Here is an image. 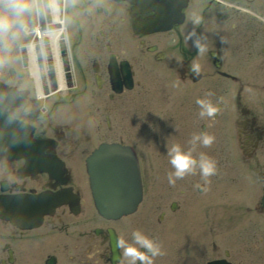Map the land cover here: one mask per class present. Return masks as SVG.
<instances>
[{"label":"flooded vegetation","instance_id":"1","mask_svg":"<svg viewBox=\"0 0 264 264\" xmlns=\"http://www.w3.org/2000/svg\"><path fill=\"white\" fill-rule=\"evenodd\" d=\"M239 5L248 8L245 11ZM132 9L133 4L128 0H72L66 6L65 13L83 31L75 47L77 52L90 54L91 51L101 52L102 48L108 47L116 58L130 63L125 45L133 40L134 49L140 55L134 60L144 66V57H154V49L163 51L169 65L183 63L185 69L180 74L181 79L190 77V85L204 82L200 85L202 89L198 91V98L213 104L215 112L222 111L218 115L214 112L211 117L201 116L197 99H177L176 105L172 106L174 137L171 145L179 144L182 151L191 149L194 157L195 150H201L190 143L194 131L197 129L199 134L211 135L214 141L204 150L214 161L215 171L205 177L197 168L182 177H173L174 183L170 184L168 174L173 168L167 150L171 146L157 149L155 164L160 172L161 184L152 210L157 225L156 234L159 235L169 230L176 220L175 211L180 200H189L194 196V190L201 193L206 186H210L212 179L215 183L222 178L230 166L228 155H235V151L249 158L257 152L263 154L264 94L256 102L251 101V94L247 95V103L240 99L230 100L227 107L218 103L219 100L211 102L208 97L211 87L238 88V91L240 87H264V0H186L181 22L173 23L169 30L136 34H132V22L145 14H132ZM197 45H202L205 50L198 51ZM151 47L153 49L149 52ZM194 63L200 66L198 73L192 70ZM196 76L198 78L195 80ZM192 91H178V96L194 97L190 93ZM106 107L110 120H114L115 113L119 114V121L125 120V112L120 110L119 105ZM139 113L146 115L144 103ZM139 121L144 122V116ZM41 127L35 137L55 139L51 150L62 161L61 174L57 178H49L45 173L24 179L11 177L7 183L11 188L18 183L27 185L33 193L45 189L51 192L65 189L69 201L56 206L36 228L20 231L0 219V264H147V261L142 262L125 254L127 247H133L148 257L147 249L133 238L134 232L147 237L146 212L140 211L137 215L135 213L115 220L100 217L93 210L87 180L82 174L83 157L88 149L100 139L117 140L133 145L144 186L146 168L151 166L152 160L146 156L145 131L142 129L139 133H131L108 129L102 133L95 125L92 131H85L82 127L79 131L52 133L46 131L48 121ZM228 138L233 141L234 147H226ZM207 191L211 189L207 188ZM206 198L203 211L204 206L209 205L208 194ZM175 201L177 203L172 210L171 203ZM110 230L118 244L119 258L116 260L109 245ZM50 256L54 258L52 262H48Z\"/></svg>","mask_w":264,"mask_h":264},{"label":"rangeland","instance_id":"2","mask_svg":"<svg viewBox=\"0 0 264 264\" xmlns=\"http://www.w3.org/2000/svg\"><path fill=\"white\" fill-rule=\"evenodd\" d=\"M27 3L30 4V0H26ZM4 3V0H0V14L3 13L4 9L2 7V4ZM12 23L10 22V26L7 30H5L3 27H0V53L4 52L6 55H8L11 51L12 48L14 46L13 40L12 38H10V35L12 34ZM12 61L10 60H5L4 62L0 61V78L6 79L7 80V75L4 72V67L6 66H10L12 65ZM144 73H142L141 75H139L140 78V84H142L141 87H145L147 88V92L143 93L146 95L147 99L149 100L150 97L153 98V101L151 103V105L156 104L159 106H164V100L160 101L158 100V89L157 87H161V91H163L164 93H167L166 91H168L170 93V96L168 97V99L170 100H176L177 98L174 97V91L176 88L178 87H185V86H181L184 84H180L179 82H177L175 79H172V77L168 76L166 73V69L162 68L161 65H151L150 63H148V65L145 68ZM141 87H136L135 91H140ZM219 92V91H218ZM174 95H172V94ZM128 94H121L119 95V97H117L114 102L118 103V102H126L128 104H130L133 107H126L129 108L128 109V115L129 116H138L139 113V102L140 100H137L140 98V94L137 95V97H134L133 93H129V95H131V97L127 98ZM214 96V94H212V97ZM155 97V98H154ZM174 97V98H173ZM156 99V100H154ZM160 111V110H159ZM148 116V115H147ZM149 116L151 118L149 119H155V121H160L159 119V113L158 114H149ZM164 117V115L161 116V118ZM114 119H116L115 122V126H117L118 124L122 125L121 123H118V113H115ZM137 120L138 118H136L135 122L132 119V122H134L137 127ZM97 122V120L95 121ZM152 123V122H151ZM160 122H158L157 124H159ZM148 124V123H147ZM143 126V124H141ZM132 129V128H131ZM149 132H152V124H148V129ZM139 130H136L135 133H138ZM165 134V133H163ZM167 134V133H166ZM162 135V134H161ZM151 136V138H153L152 140H148L150 146L149 147H155V142L159 141L160 138V133L159 132H155L153 133V135H149ZM163 136V135H162ZM253 173V172H251ZM237 177L240 178V181L245 179V176L243 174H238L236 173ZM247 176V175H246ZM154 177V176H152ZM236 178V177H235ZM259 180L255 181L257 182V185H259L260 187V183L258 182ZM155 186H157V183L155 182H148V195L149 194H153L154 190H155ZM239 186L241 187V197H244L246 199H248L249 193L252 194L253 192V186L251 184L250 181L247 180H243L239 183ZM260 190V189H259ZM232 194H235V192H232ZM259 195V192L257 193V196ZM243 198V199H244ZM257 199V198H256ZM147 201L143 202V206L146 204ZM193 202V200L191 201ZM190 202V203H191ZM180 203L182 204L180 209L183 207V205L185 204V202H183V200H180ZM194 205V204H193ZM179 209V212L182 211ZM190 214H196L197 219L199 218L198 216L201 215L199 208H195L193 210H190L188 212V215L190 216ZM235 215H237L242 221L245 222H249V221H257L255 217V215H238L237 213H234ZM189 216L187 218H189ZM195 216V217H196ZM251 218V219H250ZM258 225L252 223V227L249 229V225H239L237 228H234V231H241L242 234H237L235 237H233V235L231 234V236L233 237L232 239H229L226 235L220 236V234L216 235V236H204L201 235V237H199L197 239L198 243L196 244V239L193 238V234L187 235V232L192 233V231L190 230V228L192 230L195 229V227H193V225H190V221L189 224H184L183 220H180L181 223V228L183 227V224L185 226V228L182 230L183 233H179V234H172V235H168V241L166 242V244L168 243V245H164L163 247H161V245H159V252L154 256L156 259H153V262H151V264H204L205 260L208 258H211L215 255H221L222 254V248H227L228 250V259L233 263V264H264V242L263 243H257L255 240V236H251L252 233L257 232L259 234V237L262 235L264 238V224L263 222V216L258 213ZM204 220V216L201 217V223L204 225V223L202 222ZM188 221V219L186 220ZM262 221V222H261ZM198 222V221H197ZM149 223V222H148ZM242 223V224H243ZM150 224V223H149ZM263 225V227L261 226ZM191 226V227H190ZM199 226V224H198ZM189 227V228H187ZM200 228V227H199ZM187 231V232H186ZM148 235L149 236H155V231L154 229H150L148 231ZM232 233V232H230ZM247 234V235H245ZM229 235V234H228ZM204 237V240H202ZM216 237V238H215ZM213 240L215 241V243H217V247H216V251H214L213 249L209 250V242H213ZM218 241V242H217ZM210 242V243H211ZM213 248V245H212Z\"/></svg>","mask_w":264,"mask_h":264},{"label":"clouds","instance_id":"3","mask_svg":"<svg viewBox=\"0 0 264 264\" xmlns=\"http://www.w3.org/2000/svg\"><path fill=\"white\" fill-rule=\"evenodd\" d=\"M4 9L3 13L0 14V27L7 30L10 26V22L19 23V18L21 15L30 10L31 5L26 2V0H4L2 4ZM199 17L196 18L198 21ZM198 51L203 52L205 49L202 45H197ZM192 70L194 73L200 71V66L198 64L192 65ZM196 103L200 105L201 111L200 115H207L209 117L216 111V107L208 102L206 99H197ZM213 137L211 135H205L200 133L199 135H193L190 143L195 144L197 140L203 145H208L212 142ZM169 163L172 165L173 171L168 174V182L174 183L173 177L179 178L184 176L186 173H192L195 169H199L202 176H208L215 171V163L204 153H200L198 158H194L191 155V149L181 150L179 144H172L168 148ZM134 240L140 244L142 247L147 249L152 256H155L159 252L158 245H155L149 238L142 236L138 233H133ZM125 254L130 255L139 260L147 261V264H151V259L146 257L137 251L133 247H127L125 249Z\"/></svg>","mask_w":264,"mask_h":264},{"label":"water","instance_id":"4","mask_svg":"<svg viewBox=\"0 0 264 264\" xmlns=\"http://www.w3.org/2000/svg\"><path fill=\"white\" fill-rule=\"evenodd\" d=\"M17 141L19 136H14V129L4 131ZM12 135H11V134ZM89 171L91 173L92 187L94 190L96 205L101 213L117 215L124 211L129 203L124 201L134 184H127V180L122 176L125 170L114 161L113 152L102 150L92 155L88 160ZM135 175V172H134ZM136 180L133 179V182ZM130 189V190H129ZM264 206V200L262 201ZM130 206V205H129ZM207 264H227L223 259L208 262Z\"/></svg>","mask_w":264,"mask_h":264},{"label":"bare ground","instance_id":"5","mask_svg":"<svg viewBox=\"0 0 264 264\" xmlns=\"http://www.w3.org/2000/svg\"><path fill=\"white\" fill-rule=\"evenodd\" d=\"M51 12H52V17L54 19H56L57 10H56V8H55V6L53 4L51 5ZM43 34L48 35V37L50 39V42H51L52 59H53V62L55 64V69H56V75L55 76H56V86H57L56 87V93H57L58 91H60L61 88L63 89L64 88L63 86L65 85V82H64L63 77H62V70H61V65H60V57H59V53H58L57 37H58V34H59V30H58V28H56V29H45L43 31H39V30L37 31V29H36L34 35H36V37L38 36V40H40L39 38ZM27 47H28V49H27V53H28V66H27L28 67V74H29V76L30 75L32 76V81L34 82V86H35L34 87V90H35L34 94H35L36 97H43L44 94L40 91V86H39L40 85L39 76H40L41 73L43 74V70H41V68H39L37 63H36L34 54L32 53L33 52L32 51L33 47L31 46V44L27 45ZM62 89H61L60 92L63 91ZM53 94H55V93L54 92H49L48 97H50ZM241 95L243 97V98H241V101L244 102V103H247L248 101L246 100V96L243 94V92H241ZM54 96H56V94ZM225 107H227V106H225ZM35 109H33V115L36 114V110ZM162 112L165 113L166 110L162 109ZM30 113L32 114V111H30ZM221 113H222V111L218 110L214 114L218 115V114H221ZM230 115H231V113H230ZM230 118H232V117H230ZM145 119H146V117H145ZM167 129L169 130V128H167ZM171 135L173 136V134H171ZM194 135H197V134H194ZM262 182H263V180H262ZM28 223L29 224H26V225H30V220H28ZM227 237L229 239L233 238L231 235H228Z\"/></svg>","mask_w":264,"mask_h":264}]
</instances>
